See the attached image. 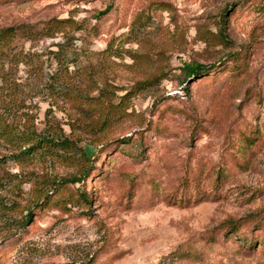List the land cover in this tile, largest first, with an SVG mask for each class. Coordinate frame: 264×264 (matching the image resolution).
Instances as JSON below:
<instances>
[{"label": "rangeland", "instance_id": "rangeland-1", "mask_svg": "<svg viewBox=\"0 0 264 264\" xmlns=\"http://www.w3.org/2000/svg\"><path fill=\"white\" fill-rule=\"evenodd\" d=\"M23 24L0 122L76 148L1 139L0 264H264V0H0Z\"/></svg>", "mask_w": 264, "mask_h": 264}, {"label": "trees", "instance_id": "trees-1", "mask_svg": "<svg viewBox=\"0 0 264 264\" xmlns=\"http://www.w3.org/2000/svg\"><path fill=\"white\" fill-rule=\"evenodd\" d=\"M106 12H102L101 15H105ZM223 17H226V15H223ZM222 28L220 32V38L223 42L228 43L229 40L227 38V25L226 20L222 19ZM67 23V21H60V20H52L48 23H46V36H51V32L55 29H59L62 26H64ZM20 32H23L29 37H36L38 33L35 31L34 26L30 25H19V26H12L8 28L0 29V58L5 57L8 55V52L12 46L13 40L19 36ZM210 67L206 65H202L200 63H190L185 64L183 67V83H187L191 79L199 78L202 75L207 74L209 72ZM141 86H144L141 84ZM49 130L52 128H56L53 123L48 124ZM59 129H54L52 132L49 131V133L46 134H38L36 131V128L34 126V123L31 121L28 122L27 125H25V129L22 130L20 126L15 124H9L8 122H0V141L1 139H5L6 143L12 146L15 150L19 151L18 155H14L17 158L20 159H27L29 156H32L34 154H42V155H53L56 152L59 151H65L70 152L75 149L76 145L68 140L67 138L63 137V135L60 134ZM29 146V147H27ZM82 156L87 158V154L84 150H82ZM88 171H85L82 173L80 177L76 178H64L60 179L59 181H50L46 182L47 184L54 185H66V184H76L82 182L83 177L87 175ZM49 192L46 194L45 197L49 196ZM81 196H84L85 202H87V196L82 194ZM45 200V199H44ZM40 204H37L36 206H39ZM33 214L28 217H26V222L31 221ZM25 222V223H26ZM229 224H232L233 227L237 225V223H240L239 221L230 220L228 222Z\"/></svg>", "mask_w": 264, "mask_h": 264}]
</instances>
